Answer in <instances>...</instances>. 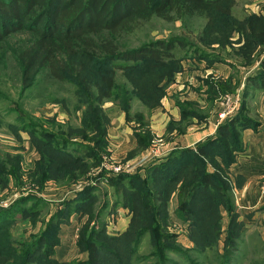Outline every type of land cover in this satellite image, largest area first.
Returning a JSON list of instances; mask_svg holds the SVG:
<instances>
[{
    "label": "rangeland",
    "instance_id": "rangeland-1",
    "mask_svg": "<svg viewBox=\"0 0 264 264\" xmlns=\"http://www.w3.org/2000/svg\"><path fill=\"white\" fill-rule=\"evenodd\" d=\"M252 16L264 19V0H234L231 16L222 15L212 33L205 31L207 19L198 15L171 20L154 15L133 23L130 32L122 31L123 48L159 40L185 42L174 44V57L164 66L147 62L135 67L141 68L142 78L130 74L133 68H118V85H127L131 109L126 115L116 92L105 101L108 134L102 144L91 140L100 134L82 124L87 105L77 86L54 79L48 68L26 86L22 57L31 32L20 29L1 40L0 213H6L0 216V264H94V239L107 246L99 249L98 264H115L114 251L123 245L118 255L124 264H264V177L256 185L247 158L239 169L234 163L246 145L250 150L247 131L264 132V87L254 82L262 79L264 35L257 41L247 37ZM225 21L230 25L223 29ZM194 44L209 56L194 55ZM143 81L165 87L155 108L136 92L147 86ZM225 112L230 113L222 117ZM239 115L254 126L238 121L226 136L224 142L230 139L234 150L229 165L206 157L190 174L181 172L178 184L172 185L150 172V167L168 163L174 151L187 149L188 136L209 133L206 139L218 138L219 126ZM60 135L68 140L58 139ZM206 139L191 148L196 150ZM43 143L47 150H41ZM53 146H60L62 153L49 160ZM66 155L75 162L70 168L43 173L42 157L47 159L44 165L61 166ZM120 165L126 166L119 174L126 177V188L109 180L118 178L111 167ZM206 171L221 185L208 186L215 201L205 208L199 203L206 194L189 196L192 184L186 181ZM246 184L248 191L259 192L256 200L262 197L256 205L254 197H242ZM188 206L194 209L190 216ZM38 242L41 247L32 251ZM42 253L45 259L39 260Z\"/></svg>",
    "mask_w": 264,
    "mask_h": 264
},
{
    "label": "trees",
    "instance_id": "trees-1",
    "mask_svg": "<svg viewBox=\"0 0 264 264\" xmlns=\"http://www.w3.org/2000/svg\"><path fill=\"white\" fill-rule=\"evenodd\" d=\"M233 1L0 0V41L6 39L9 34L18 32L20 29H26L31 32L33 39L28 43L29 46L23 50L24 56L22 57V65L24 68L23 80L26 82V86L33 85L38 75L43 71L41 69L44 68L49 69V74L54 79L69 81L77 86V93L85 99L87 105L84 108V120L82 124H84V127L87 126V129L92 128L93 133L100 134L98 138L95 136L97 140L95 137L91 138V140L102 144L107 139L108 134L105 123L108 119V114L104 110L105 101L114 97L116 92L117 97H119V105L126 115L130 113L131 109L132 97L127 85L125 87L118 85V68H133L130 70V74L142 78L139 75L141 68L135 69V67H139L140 65L144 66L147 62H155L158 66L162 67L167 63V60L174 57V44L179 43L184 45L185 42L183 39H172L170 41L159 40L145 42L134 48H123L119 40L121 32H130L135 28L133 23L138 24L147 21L154 15L168 20L198 15L207 19L205 31L212 33L214 30L216 31L217 21L223 19L222 15L231 16ZM226 22H222L223 29L230 25V22ZM248 22L247 37L252 41H257L256 37L258 35H264V19L259 16H252ZM228 33L227 39H230L232 30ZM194 46L197 51L200 49V53L195 51L193 52L194 55L202 58L209 56L204 54L202 49L199 48V44H194ZM118 61H124L125 63L123 64V62L120 63ZM262 70L259 73L262 79L255 80L254 82L264 87V62ZM162 71L166 72V70ZM175 73L173 72V75ZM154 77V81L160 82V77ZM143 83L147 86L137 88L138 90L136 92L143 101L148 102V104L152 105V108H155L166 94L165 87L162 85L151 86L144 81ZM246 120L244 121L241 115L227 120V122L219 126L218 138L211 137L206 139L198 145L196 150L187 148L182 150L181 154H176L178 151H174L168 163L154 165L149 168L150 172L155 171L157 173L155 174L157 180L162 179L169 185H172L178 182L181 172L188 170V174H190L198 163L203 159L206 160V157L220 158L224 164L229 165L230 163L227 159L234 157V150L229 146L230 139L226 143L224 141L226 136L232 135V129L236 122L243 121L246 126H254V122H250L248 119ZM139 121L141 122V119ZM79 136L86 137L87 135ZM135 136L138 139V135ZM67 138L68 136L60 135L58 139L67 141ZM94 138L95 140H93ZM142 139H138V142L140 141V144L144 145L145 141ZM235 146L236 149L240 148L236 143L234 144ZM40 147L41 150H47L48 145L43 143V145L40 144ZM51 150L55 154H51L52 156L49 160L58 156L56 154L62 153L60 146H53ZM44 157H42V161L39 163L44 174H47L51 168L54 169L53 172L59 173L61 168H70L72 163H75L73 157L66 155L63 156L65 161L61 166L55 165V163L54 166L48 165V163L44 165V160L47 161ZM195 162L197 163L195 164ZM165 168L166 170L168 169L165 172L168 174L163 172ZM87 169L88 167L82 169L81 174ZM121 173L114 174L116 175L115 178L118 177L116 179L109 178L110 181L115 180L119 188L124 187L127 183H125L126 177L123 176L124 178H122V176H119ZM215 180H217V176H212L211 172L206 171L204 175L195 181H186L187 185L188 183L192 184L191 192L188 195L206 194L207 197L199 205L202 206L205 204V208L207 207L206 204L213 205L215 200L210 197V193L214 191L208 186H217V184H220V182L217 183ZM202 191H204L203 194L200 193ZM17 207L16 205L13 209H17ZM193 211L194 209L188 206V216ZM4 213H0V216ZM143 234L144 231L140 236H143ZM118 238H120V235ZM136 243H138V240ZM104 246L103 244L98 245L95 239L92 242L91 260L94 264H98V251ZM125 246L123 245L118 250L114 248V250H117H113L115 254L113 256H116L114 257L115 264H124V259L120 258L118 251L121 252V249ZM38 247H41L39 242L34 245L32 251L36 250L37 252ZM122 252H125L126 257L128 256L127 250H123ZM46 254L47 258H49L51 250ZM38 259H45L44 253Z\"/></svg>",
    "mask_w": 264,
    "mask_h": 264
},
{
    "label": "crops",
    "instance_id": "crops-1",
    "mask_svg": "<svg viewBox=\"0 0 264 264\" xmlns=\"http://www.w3.org/2000/svg\"><path fill=\"white\" fill-rule=\"evenodd\" d=\"M177 115H179L178 113L173 114L174 117H177ZM160 124V123H159ZM163 124H160V127H162ZM252 131H247L246 135L248 136L247 139L251 140V147L250 150L248 149V146L246 145V151H244V154H238L237 155V160L235 163L236 167L239 169L242 167V163L245 164L246 161L242 160V158H247L245 160H248V163L250 165V171H253V176H251V179L254 180L255 184H258V181L262 179V177H264V132H254V133H249ZM208 136H210V134L208 133L206 136H202V137H196L193 136L192 138H190L188 136V142H187V147L191 148L192 146H194V144L197 143V141L200 139H206ZM133 137V136H132ZM128 136H124L123 137V141L127 140ZM134 142L136 141V139H134ZM249 140L247 141L248 144ZM248 149V151H247ZM235 168V167H234ZM250 186V185H249ZM247 184L245 185V190L242 194V197L245 196L246 199H250L252 200V197H254L255 199V205L257 203H259V201H261L262 197L260 196L258 198V200H256L257 195L259 196L260 194H258V191H248V188H250ZM249 203L251 201H248ZM256 207V206H255Z\"/></svg>",
    "mask_w": 264,
    "mask_h": 264
},
{
    "label": "built area",
    "instance_id": "built-area-1",
    "mask_svg": "<svg viewBox=\"0 0 264 264\" xmlns=\"http://www.w3.org/2000/svg\"><path fill=\"white\" fill-rule=\"evenodd\" d=\"M230 113V112H229ZM229 113H223L221 116L222 117H225L226 115H228ZM112 169H113V171L115 172V173H121V172H125V170H126V166H122V165H120V166H112L111 167Z\"/></svg>",
    "mask_w": 264,
    "mask_h": 264
}]
</instances>
